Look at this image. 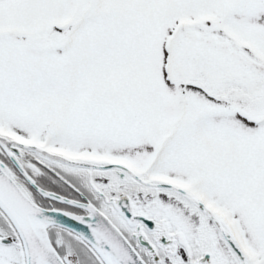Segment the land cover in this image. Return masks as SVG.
Wrapping results in <instances>:
<instances>
[{
	"label": "snow or ice",
	"instance_id": "snow-or-ice-1",
	"mask_svg": "<svg viewBox=\"0 0 264 264\" xmlns=\"http://www.w3.org/2000/svg\"><path fill=\"white\" fill-rule=\"evenodd\" d=\"M0 264H264V0H0Z\"/></svg>",
	"mask_w": 264,
	"mask_h": 264
}]
</instances>
